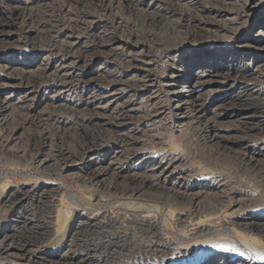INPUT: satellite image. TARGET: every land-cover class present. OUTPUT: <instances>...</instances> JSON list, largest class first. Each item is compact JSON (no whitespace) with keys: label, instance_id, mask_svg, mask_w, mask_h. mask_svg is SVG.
<instances>
[{"label":"rangeland","instance_id":"rangeland-1","mask_svg":"<svg viewBox=\"0 0 264 264\" xmlns=\"http://www.w3.org/2000/svg\"><path fill=\"white\" fill-rule=\"evenodd\" d=\"M135 39L152 50L150 74L170 81L174 72L177 86L202 81L205 130L179 115L163 120L166 130L139 119L140 100L129 98L137 75L127 51ZM0 108V190H17L0 204V231L13 237L0 244V264H264L256 258L264 255V0H0ZM78 144L90 146L83 159L51 163L53 171L39 163L57 147ZM17 148L24 153L11 156ZM95 169L109 190L89 185ZM141 178L153 182L145 194L159 187L177 196L120 193ZM44 184L61 187L55 195L44 187L51 216H59L45 227L63 233V243L30 238L32 252L5 255L8 244L29 240L42 215L33 193ZM72 197L78 213L70 210ZM133 210L149 216L148 224H138ZM87 216L102 217L111 235L65 241ZM199 220L213 227L208 235L193 236ZM119 234L133 235L119 255L85 245L112 244Z\"/></svg>","mask_w":264,"mask_h":264},{"label":"bare ground","instance_id":"bare-ground-1","mask_svg":"<svg viewBox=\"0 0 264 264\" xmlns=\"http://www.w3.org/2000/svg\"><path fill=\"white\" fill-rule=\"evenodd\" d=\"M169 14H174V13L170 12ZM155 15H158L159 18L163 17V15L161 13H158V14L156 13ZM159 18H157L156 20H159ZM139 43H144V41H138L137 39H135L134 46H132L131 49L129 51H127V55L129 56V61L131 62L132 68L134 69V72H136V75H137V76H135L133 78V82L131 81V85H130L131 94H130L129 98L138 97L139 100H140L139 104H140L141 108H140V112H139L140 117L138 116L139 119H142L143 121H145L144 122L145 125H147L148 127L153 128V130H166L165 127H164V124H162L163 120H169L173 116L176 117V116L179 115V116H185V117L191 119V121L192 120H197L198 125L201 126V129L205 130V128H207L205 126V121L208 120V117H205L204 119H201L203 117L202 116V112H201L202 111L201 110V105L202 104L199 101V96H200L199 95V89H200L201 85H203L202 81L198 80L197 77H193L192 80H189V81L183 80L182 81L183 84L181 86H177L174 83L175 82L174 78L176 76V73H174V72L172 73V79H170V81L161 80L159 76L150 74V65H152L153 61H152V59H150L149 53L152 50L150 51V47H149L148 44H146V50H145L144 47H141V45H139ZM144 45H145V43H144ZM70 50H71V46H68V49L64 50V52L67 54V53L70 52ZM156 54H157V56H159L160 55V51H157ZM173 59L174 58L169 59V61L171 62L170 68H172V67L173 68H177L176 69V71H177L178 67H176V66L174 67V63L175 62H174ZM60 66L64 67L65 66V62H61ZM73 67L74 66L72 64V66L70 68L73 69ZM68 73H70V72H68ZM55 74H56V72H55ZM54 77H56L59 81L63 82V84L66 83V82L70 83L68 81V79H66V77L62 76L61 74L55 75V76H53V78ZM123 82L124 81L122 80L121 83H123ZM124 85H126V84H124ZM65 86H68V84H66ZM156 87H157V89H155ZM194 93L196 95H194ZM202 120H205V121L202 122ZM200 121L202 122V124L200 123ZM37 124H42V120H38ZM49 132H50V130H49ZM126 137L127 136H123L124 139ZM124 139L121 140V142L126 143V140H124ZM4 148H5V145L2 142V140L0 139V152L1 151H5ZM89 148H90V146L86 147V146H84L82 144H80V145L78 144L77 147H74L73 149H70V150L69 149H65V148H61V147H57V148L54 149V152H52L50 154H46L45 157L39 161V163H41V165H43L44 168H47L48 170L53 171V168L49 169V167H50L49 165L51 163H56L57 161L67 160V159H70V158H73V157H77V158L83 159V156L86 153L90 152ZM24 150L25 149H23V148L22 149H18L17 148L16 151H14V152H10L9 153L7 151L6 153H9L13 157H18L17 155L19 153H24ZM91 159H93V157H90L89 160H91ZM54 170H55V168H54ZM102 175H103V173H102L101 170H96L95 169V170H92L89 173V175H88L86 180H87V182H89V185H92L93 182L94 183H101L102 185L106 186V187H103V188H105V190L106 189L109 190V186L110 185L108 183H107V185L104 184L102 182L103 180L100 179L102 177ZM148 182L149 183H153L149 178L131 179L130 182H129L130 185L128 187L120 188L119 191H120V193L122 195L125 192H127L126 194L129 195V196L138 194L140 196H144V197L150 198V199H155L156 197H158V195H162L163 196V197H161L162 200L163 199L167 200L166 197H169V196H177L176 195L177 191L176 192H171V194H169L170 192L166 193V191H164V190H161V191L158 190V189H161L159 187H152V191H151L152 193L145 194L143 192V188ZM39 186H40V189H38L35 193H33V197L32 198H33V200H35V204L41 210L42 215L38 218V220H37L36 224L33 226V228L29 229V233H28L29 240L26 241L25 244L18 245L16 247H13L12 246L13 244L12 245L8 244L7 246H5V248H3V250H4L3 253L5 255H7V256L8 255L17 254L18 252H20L22 254L26 253V252H30V251L32 252V250H31V247H32V244H33L32 241H34V243H36V242H40L41 243L42 241H45V240H49V239L53 240V239H55L57 245H60V244L63 243V239H64V236H65V235H63V233H61V234L56 233V232L54 233V232L48 230L47 227H45L47 221H49V223H52V219H54V217L51 216V215H52V213H54L55 207L52 206L51 201L48 202V201L45 200L44 193H45L46 189H44V187H51L47 191L49 193L54 194V195L56 193H61L60 192L61 191V187H56V185H52V184H49V185L44 184V185H39ZM4 192L5 191L0 190V204H1V200H2L3 197H5L6 199L7 198L9 199V197L11 198V196L17 194L16 193L17 190H13V191L10 190L9 192H10L11 195H7L8 193L4 194ZM183 195L184 194H182V196ZM100 197H101V195L95 197V199L97 198V200H99ZM105 197L104 198L107 199V196H105ZM19 198H21V197H19ZM187 198H189V197H187ZM190 199L192 201L193 200L195 201V197L194 196H190ZM5 202H6V200H5ZM72 202H73L72 203L73 206L70 207V210L72 212H74V213H78V212H76V210L78 208L77 206H80L79 201L75 197H72ZM98 203H99V201H98ZM199 203H201V202H199ZM147 209H150L149 211L154 210V209H152V207L151 208L149 207ZM194 210H195V212H197L198 209L197 210L194 209ZM207 210H208V208H207ZM101 212H103V211H101ZM133 212H134V210H133ZM97 213L100 214V212H95L93 214H91V213L90 214H91V216L92 215L96 216ZM81 216H82V214H81ZM91 216H87L85 218V220L82 221V222H78V223L76 222L77 224L74 227V231L70 234L69 238L65 239V241L70 242V243H74V242L76 243V241L78 240L77 237L80 236L79 234H81V236H84V235L87 236L88 232H90V234H91V232L94 234L95 231H97V233L102 234V235H104V234L111 235V233L107 229H105L104 227L100 226L101 225V221L103 220L102 217H101L102 220L100 222H99V220H98V222H96V221H93L91 218H89ZM105 216H107V218H108V220L110 222L112 220H113L112 222H115V219H114L115 217H113L114 216L113 213L105 212L103 217H105ZM132 216H133V218L137 219L136 221L139 222L138 224H140V222H141V224H143L142 222H144L145 220H146L145 223L148 224L147 222L150 221V218L148 219L149 216H144V215H141L140 213H137L135 215V212H134V215H132ZM187 217H185V218H187ZM58 218H59V216L55 215V219H54L53 223H56V220H58ZM195 218H196V215H195ZM135 219L131 220L132 223H133V221H135ZM208 220H210V219H208ZM67 222L68 221H66L65 223H67ZM57 223H59V222H57ZM103 223H104V221H103ZM197 224H198V228L196 230L194 229L195 232H193V236H195V234L201 235L200 233H202V236L208 235V231L212 230V228H213V227L211 228V226L209 224H207L206 220H201V221L199 220ZM110 227H112V226H110ZM250 227L251 228H255V225L251 224ZM102 228L105 229L106 231L103 230ZM257 228H258V226H257ZM5 230H6V228L2 229V231H0V244L2 242H4L5 240H7V238L11 235V234L8 235ZM98 230H100V231H98ZM213 231H214V229H213ZM116 237H117L116 238L117 241H112V244H110V242H108V241H106V242L102 241L100 243L98 242L99 244H97V245L96 244H85V243H83V244H85L86 246L87 245L92 246V248L95 249V250L93 249L94 250L93 252H96V249L100 248L99 253L100 252L101 253L106 252V253L111 254V255H119L120 254L119 253V251H120L119 247L122 248L123 246H126V244H128V243L130 244L129 246H131L133 235H130V236L127 237L126 234H123V235L119 234ZM12 238L13 237L10 238L9 242L12 241L11 240ZM30 238H32L33 240L31 241ZM99 240L101 241V239H99ZM80 243H79V245H80ZM134 243H135V240H134ZM140 243H142V242H140ZM140 243H137V244H138V247L140 246L141 250H142L144 248V246L141 245ZM109 245H111V246H109ZM111 247H113L115 249H112ZM88 248H90V247H88ZM104 248H106L105 251L103 250ZM70 249H71V246H68V248H66L65 251H66L67 254L71 253ZM109 249L111 251H108ZM127 249H129V248H127ZM241 263H243V264H253L251 261H245V260L241 261L240 264ZM237 264H239V262Z\"/></svg>","mask_w":264,"mask_h":264},{"label":"snow or ice","instance_id":"snow-or-ice-1","mask_svg":"<svg viewBox=\"0 0 264 264\" xmlns=\"http://www.w3.org/2000/svg\"><path fill=\"white\" fill-rule=\"evenodd\" d=\"M212 247H220V248H222V250H224V251H235V249H230V248H227V247H224V246H217V245H213ZM257 259H260V260H262V261H264V255H257V257H256Z\"/></svg>","mask_w":264,"mask_h":264}]
</instances>
